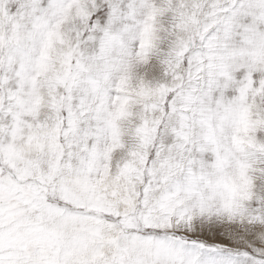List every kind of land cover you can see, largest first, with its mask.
I'll return each mask as SVG.
<instances>
[{"label": "snow or ice", "instance_id": "6c2138e0", "mask_svg": "<svg viewBox=\"0 0 264 264\" xmlns=\"http://www.w3.org/2000/svg\"><path fill=\"white\" fill-rule=\"evenodd\" d=\"M0 264H264V0H0Z\"/></svg>", "mask_w": 264, "mask_h": 264}]
</instances>
